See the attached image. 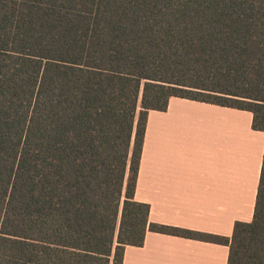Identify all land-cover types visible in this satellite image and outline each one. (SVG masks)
Returning <instances> with one entry per match:
<instances>
[{"label": "trees", "instance_id": "16d2710c", "mask_svg": "<svg viewBox=\"0 0 264 264\" xmlns=\"http://www.w3.org/2000/svg\"><path fill=\"white\" fill-rule=\"evenodd\" d=\"M172 97L264 132V0H0V264H123L147 231L264 264V159L231 238L135 200L148 114Z\"/></svg>", "mask_w": 264, "mask_h": 264}, {"label": "crops", "instance_id": "0c3cea01", "mask_svg": "<svg viewBox=\"0 0 264 264\" xmlns=\"http://www.w3.org/2000/svg\"><path fill=\"white\" fill-rule=\"evenodd\" d=\"M264 132L249 111L172 97L151 110L135 200L150 222L231 238L255 214ZM226 245L147 231L123 264H230Z\"/></svg>", "mask_w": 264, "mask_h": 264}]
</instances>
